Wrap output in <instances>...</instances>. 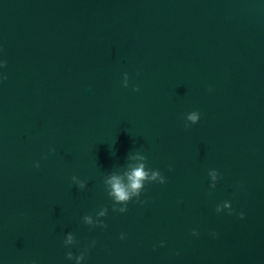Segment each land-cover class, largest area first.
I'll return each mask as SVG.
<instances>
[{
    "label": "water",
    "instance_id": "water-1",
    "mask_svg": "<svg viewBox=\"0 0 264 264\" xmlns=\"http://www.w3.org/2000/svg\"><path fill=\"white\" fill-rule=\"evenodd\" d=\"M0 60V264H264V0H0Z\"/></svg>",
    "mask_w": 264,
    "mask_h": 264
},
{
    "label": "clouds",
    "instance_id": "clouds-1",
    "mask_svg": "<svg viewBox=\"0 0 264 264\" xmlns=\"http://www.w3.org/2000/svg\"><path fill=\"white\" fill-rule=\"evenodd\" d=\"M5 61L0 60V68H3L5 66ZM2 74H0V80L5 79ZM129 85V74L127 72L123 73V82L122 86L124 88H127ZM133 91L138 92L139 88L134 87ZM211 91V89H209ZM201 118V113L198 111L192 112L188 116V120L191 121V124H184V127L190 128L191 125H195L199 122ZM50 153H54L55 149L50 148L49 149ZM143 159V158H141ZM34 166L36 168L40 167L39 161H36L34 163ZM169 172H171L173 169L171 166H169ZM211 176V183L209 184V189H215L217 186L218 181L220 180V173L216 169H211L209 172ZM167 182L166 177L161 173L160 170L158 169H153V168H147L145 167V164L140 163L134 166H130L128 170L123 174V175H111L108 177L105 181V186H106V191L108 197L111 199L112 204H111V210L113 213H126L128 211V205L130 202H135L136 204L143 206L148 201L146 199H141L142 194L145 192V187L146 185L149 184H165ZM74 183L77 184V187L79 190L83 191L86 189V184L84 183H79L74 180ZM211 192L209 191V195ZM225 209H227V214L228 215H233L235 213V210L232 207L231 201L228 202H220L216 205L215 211L216 213H222L225 212ZM107 209L104 211L100 212L101 216H104L106 214ZM239 218L243 220L245 218L244 212H239L238 213ZM84 221L86 224L90 225L91 227L95 228H100V229H105L107 227L106 223L96 221L94 222L91 216H85ZM191 235L196 237L199 235V232L196 229H193L191 232ZM210 235L213 237L218 236V233L216 232H211ZM120 240L126 239V234L125 233H120L119 235ZM77 243L75 236L72 233H68L64 237V247L70 248L73 245ZM96 241L93 240L90 245L86 246L83 250H79V254L76 255L72 251H68L66 254V260L67 261H72L75 260V264H83L86 254L89 251V248L95 247L96 246ZM160 246H164V242H160Z\"/></svg>",
    "mask_w": 264,
    "mask_h": 264
}]
</instances>
